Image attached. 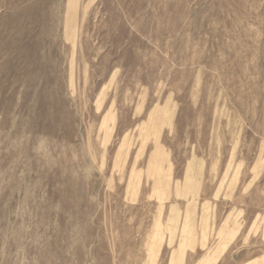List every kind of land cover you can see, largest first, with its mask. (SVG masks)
<instances>
[{
    "label": "rangeland",
    "instance_id": "374dc122",
    "mask_svg": "<svg viewBox=\"0 0 264 264\" xmlns=\"http://www.w3.org/2000/svg\"><path fill=\"white\" fill-rule=\"evenodd\" d=\"M0 264H264V0H0Z\"/></svg>",
    "mask_w": 264,
    "mask_h": 264
}]
</instances>
